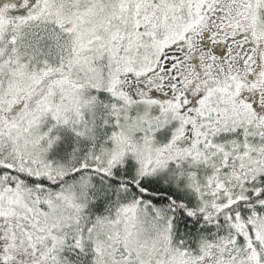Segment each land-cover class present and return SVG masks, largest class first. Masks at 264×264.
Returning <instances> with one entry per match:
<instances>
[{
    "label": "snow or ice",
    "instance_id": "snow-or-ice-1",
    "mask_svg": "<svg viewBox=\"0 0 264 264\" xmlns=\"http://www.w3.org/2000/svg\"><path fill=\"white\" fill-rule=\"evenodd\" d=\"M0 264H264V0H0Z\"/></svg>",
    "mask_w": 264,
    "mask_h": 264
}]
</instances>
